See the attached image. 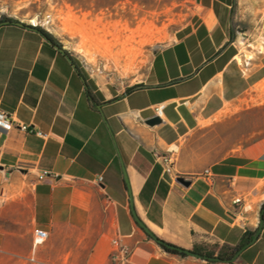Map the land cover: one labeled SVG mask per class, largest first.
<instances>
[{"label":"crops","instance_id":"0c3cea01","mask_svg":"<svg viewBox=\"0 0 264 264\" xmlns=\"http://www.w3.org/2000/svg\"><path fill=\"white\" fill-rule=\"evenodd\" d=\"M231 8L232 0H205L196 21L153 57L140 80L126 86L88 74L78 55L37 29L0 26L2 108L17 124L46 135L0 127V173L9 176L7 193L21 190L29 208L25 214L15 209L0 215L13 224L9 230L0 226L5 236L0 241L16 242L25 223L30 243L37 229L47 230L62 240L65 258L72 253L66 241L73 240L84 264H120L111 258L118 235L132 250L127 264H229L168 253L139 228L124 166L136 211L158 238L218 255L251 235L230 264H264V225L259 231L264 141L200 171L197 163L178 165V144L232 99ZM154 116L162 123L151 127L146 121ZM44 172L50 176L42 178ZM179 175L192 185L179 184ZM238 197L243 202L236 205ZM21 256L0 245V264H23Z\"/></svg>","mask_w":264,"mask_h":264},{"label":"rangeland","instance_id":"374dc122","mask_svg":"<svg viewBox=\"0 0 264 264\" xmlns=\"http://www.w3.org/2000/svg\"><path fill=\"white\" fill-rule=\"evenodd\" d=\"M203 2L205 0H0V22L9 18L33 26L30 21L36 20L37 27L80 57L88 74L100 81L126 86L140 80L153 57L180 30L196 21ZM230 22L236 52V60L229 69L232 99L223 111L210 120L201 121L200 126L178 144V165L197 163L198 171L264 141V50L261 49L264 47V0H232ZM45 23L48 25H43ZM142 35L147 37H140ZM240 40L245 42L244 46L240 45ZM128 49L133 50L132 55L128 54ZM251 53L253 59L248 60L247 55ZM8 178L0 173V215H10L15 209L28 213L21 190L16 194L7 193ZM0 226L9 230L13 224L0 219ZM28 227L29 224L22 225L23 236L16 242L0 241V245L21 252L23 264H84L85 256L69 239L66 243L72 253L65 258L62 240L51 236L32 254L33 235L30 243ZM4 237L0 233V238Z\"/></svg>","mask_w":264,"mask_h":264},{"label":"built area","instance_id":"2783aa9c","mask_svg":"<svg viewBox=\"0 0 264 264\" xmlns=\"http://www.w3.org/2000/svg\"><path fill=\"white\" fill-rule=\"evenodd\" d=\"M33 27H37V26L33 25ZM161 111H162L161 109H158V113H161ZM0 127L7 131L12 130V129H20L22 131H26L29 133H36V135L42 138L46 137V135L43 134L42 132H39V131L36 132L34 129H31L30 126L17 124L14 121L13 117L2 108L1 100H0ZM206 173H209V171L207 170ZM47 176H50V174L48 172H44L42 175V178L47 177ZM102 181H103V178L99 177L98 182H102ZM235 186H236V182L231 181L230 187L235 188ZM242 202H243V199L240 197L235 198L234 200V204L236 205L241 204ZM49 237H50V234L47 230L37 229L33 235L34 250H36L37 247L44 245L48 241ZM113 244H114V249H113L112 256H111L112 261L118 262L120 264H127L130 260L132 250L124 243V241L119 235L113 241ZM32 260L34 259L32 258Z\"/></svg>","mask_w":264,"mask_h":264},{"label":"trees","instance_id":"16d2710c","mask_svg":"<svg viewBox=\"0 0 264 264\" xmlns=\"http://www.w3.org/2000/svg\"><path fill=\"white\" fill-rule=\"evenodd\" d=\"M21 22L20 21H18V20H15V19H9V18H4L1 22H0V24L1 25H8V24H10V25H16V24H20ZM25 28H29V27H31V28H33V29H37L38 31H40L42 34H44L45 35V37L52 43V44H54L55 46L57 45L56 44V39L51 35V34H49L47 31H45V30H43V29H41V28H39V27H33V26H29V25H26V24H22ZM137 88H139V85H136V86H134V87H132V88H130L128 91L129 92H131V91H133V90H135V89H137ZM144 231V230H143ZM148 235V234H147ZM150 237V236H149ZM251 235H246V237L244 238V240H243V242L239 245V246H237V247H235V248H227V247H224L221 251H220V253L218 254V255H216L215 254V252H212V251H209V250H207V249H205V248H202V247H200V246H196L195 248H194V252L195 253H197V254H199V255H202V256H205V257H207V260L206 261H208V262H210V263H217L216 261H213V260H211L210 258H212V257H217V258H219L220 259V261L221 262H232L233 261V258L235 257V255L243 248V247H245L247 244H248V242H250L251 241ZM151 238V237H150ZM152 239V238H151ZM160 239V238H159ZM161 240V242L160 243H158L166 252H168V253H171V254H175V255H179V256H181V257H187L188 255H186L184 252H185V249H183V248H181V247H178V246H176V245H173V244H171V243H168V242H166L165 240H162V239H160ZM167 245H172L173 247H175V249H168L166 246Z\"/></svg>","mask_w":264,"mask_h":264},{"label":"water","instance_id":"95a60500","mask_svg":"<svg viewBox=\"0 0 264 264\" xmlns=\"http://www.w3.org/2000/svg\"><path fill=\"white\" fill-rule=\"evenodd\" d=\"M22 24H23V22L20 23V25H22ZM0 26H1V24H0ZM161 123H162V119H161L160 116H154V117H152V118H150L149 120L146 121V124L151 126V127H154V126L159 125ZM123 170H124V178H125V182H126L127 189H128V194H129L130 207H131L132 215L134 217V220H135L136 224L142 230H144V232L146 234H148V236H150L154 241H156L157 243H160L161 240L152 232V230L149 228V226L138 215V213L136 211V207H135V198H134V195H133V191H132V189L130 187V179H129L128 173L126 172V168L124 166H123ZM177 182L179 184H181L182 186L186 187V188H188V187H190L192 185V181L187 179L185 176H182V175L178 176ZM263 225H264V213L261 216L259 231L262 230ZM166 247L168 249H175V247H173L172 245H167ZM184 253L186 255H188V256H193V257H197V258H200V259H203V260H207V257L199 255V254H197V253H195L194 251H191V250H186L185 249ZM210 259L213 260V261H216V262H221L220 259L217 258V257H212ZM226 263L230 264L231 262H226Z\"/></svg>","mask_w":264,"mask_h":264},{"label":"bare ground","instance_id":"6f19581e","mask_svg":"<svg viewBox=\"0 0 264 264\" xmlns=\"http://www.w3.org/2000/svg\"><path fill=\"white\" fill-rule=\"evenodd\" d=\"M71 18H72V17H71ZM68 19H69V18H68ZM30 23H31L32 25H39L38 22H37L36 20H31ZM46 24L48 25V23H45V24H43V25H46ZM152 30H153V29H152ZM139 31H140V30H139ZM136 32H137V31H136ZM147 32H150V31H147ZM144 34H146V31L144 32ZM153 34H154V32H153ZM144 36H145V35H144ZM144 36L142 35V36H140V37L143 38ZM149 36H150V35H149ZM145 37H147V35H146ZM150 39H151V38H150ZM134 41H135V40H134ZM142 41H143V40H142ZM148 41H149V39H148ZM132 42H133V41H132ZM143 43H144V42H143ZM239 43H240V45H243V46H244V44H245V42H244L243 40H240ZM259 48H260V47H259ZM261 49L264 50V47L262 46ZM127 51H128V54H130V55L133 54V50H132V49H128ZM261 52H263V51H261ZM247 57H248V60H252V59H253L252 53H251V55L248 54ZM133 61H134V60H133ZM131 62H132V61H131Z\"/></svg>","mask_w":264,"mask_h":264}]
</instances>
